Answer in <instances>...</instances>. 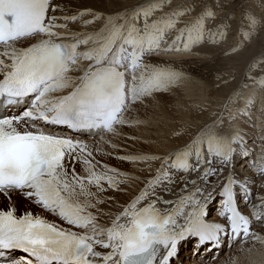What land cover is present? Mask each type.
Here are the masks:
<instances>
[{
  "label": "snow or ice",
  "instance_id": "6c2138e0",
  "mask_svg": "<svg viewBox=\"0 0 264 264\" xmlns=\"http://www.w3.org/2000/svg\"><path fill=\"white\" fill-rule=\"evenodd\" d=\"M232 2L144 0L102 13L0 0V264H185L186 242L189 261L216 264L225 248L264 245L254 231L264 226V156L254 176L237 171L249 156L243 118L257 100L264 107V52L238 82L215 70L234 87L208 119L204 107L202 122L174 130L169 150L117 142L140 139L141 108L189 78L164 57L220 48L219 60L264 31V11L237 15Z\"/></svg>",
  "mask_w": 264,
  "mask_h": 264
},
{
  "label": "bare ground",
  "instance_id": "6f19581e",
  "mask_svg": "<svg viewBox=\"0 0 264 264\" xmlns=\"http://www.w3.org/2000/svg\"><path fill=\"white\" fill-rule=\"evenodd\" d=\"M144 0H68L69 6L73 10L92 9L97 12L108 13L115 11L122 6H131ZM177 3L180 0H176ZM231 6V5H230ZM229 6V7H230ZM238 9V8H237ZM241 10H254L259 14L264 11V0H248L245 4H242L237 10V15ZM229 43H232L230 40ZM222 47H227L223 45ZM204 49H194L192 52L184 53L181 55H172L164 57L167 60L182 61L179 67L185 71L189 78L186 79L178 89L171 92L160 94L159 101L155 106V112L150 115L143 116L141 118L147 119L149 123L147 125H141L140 128L133 129L135 135L140 139L132 141V144H128L129 140L125 141L123 138L118 140V143H122L129 147V151H157L164 152L174 146V142L169 139L172 132L180 128L185 123L194 122L195 118L203 111L204 107H207V112L204 113L203 119H208L209 114L213 110H219V106L224 102L227 93L234 87L233 84L224 85L222 81L216 79L215 70L219 68L222 73L227 74L226 78H229L232 74H235L237 82L240 80L244 73L245 67L253 57H258L261 52H264V31L254 38L246 48L239 51L237 54H232L227 57H222L217 60L216 56L220 52V48H212L208 51L210 55H202ZM220 83L221 88L216 89V84ZM161 95H163L161 97ZM172 98L174 104L173 107L167 106L163 98ZM251 111V115L243 118L242 132L245 135L247 142V148L249 156L244 164L239 165L238 172H241L246 176H254L255 172L252 170L253 163H259L260 158L264 156V107H261L259 100ZM195 122H202L201 120H195ZM137 129H141L137 133ZM90 146H97L95 142H101L100 136L92 140L83 138ZM149 141L150 143H143V141ZM100 145V144H98ZM106 147V146H105ZM123 155L124 153H120ZM111 164L119 165L122 169L127 171L136 172L137 168L144 165H131L128 163H122L117 160H109ZM261 177H257V184L260 182ZM138 187V185H133ZM254 191H258V188H254ZM15 198V197H14ZM127 199V197H123ZM5 201L0 198V207L3 206ZM26 206V202L22 199H18V208L23 211ZM254 231L264 235V226L256 225ZM192 243H184L181 249V259L185 261V264H198L197 261H189ZM249 247H253L252 252L246 251ZM241 248L245 251H241ZM260 250V253H259ZM241 258L242 260L249 261L256 259L257 257L264 261V245L254 243L249 239L245 243L235 245L231 251L225 248L223 255L216 261V264H228L232 261L231 255ZM259 254V255H258ZM203 258V257H202Z\"/></svg>",
  "mask_w": 264,
  "mask_h": 264
},
{
  "label": "rangeland",
  "instance_id": "374dc122",
  "mask_svg": "<svg viewBox=\"0 0 264 264\" xmlns=\"http://www.w3.org/2000/svg\"><path fill=\"white\" fill-rule=\"evenodd\" d=\"M246 1H248V0H233V2L232 3H230L229 4V6L230 7H232V8H235L236 9V11L240 8V7H242V4H245V2ZM238 8V9H237ZM163 95H161V97H162ZM159 96H158V99H157V101H159ZM157 101L156 102H154L153 104H151L147 109H143V108H141V111H140V115H141V117L143 116V118L145 117V116H148V115H150V113H154L155 112V106H156V103H157ZM163 101H164V103L167 105V106H171V107H173V109H174V104H173V102H172V98H170V97H168V98H163ZM257 103H258V100H257ZM256 105L257 104H255V107H256ZM138 128H140V127H138ZM134 133H135V131L134 130H132ZM139 131H141V129H137V133L139 132ZM128 144H132V140H129V142H127ZM95 144H101V142H95ZM127 144V145H128ZM224 251H225V249H224ZM259 253H260V250H259ZM259 255V254H258ZM231 258H232V261L234 262V264H261V262L263 261L262 259H260V258H256V259H251V260H249V261H245V260H242L241 258H237V257H234V254L233 255H231Z\"/></svg>",
  "mask_w": 264,
  "mask_h": 264
}]
</instances>
